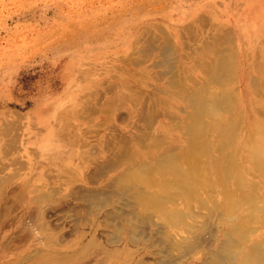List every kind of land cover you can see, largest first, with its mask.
Returning <instances> with one entry per match:
<instances>
[{
  "label": "bare ground",
  "instance_id": "6f19581e",
  "mask_svg": "<svg viewBox=\"0 0 264 264\" xmlns=\"http://www.w3.org/2000/svg\"><path fill=\"white\" fill-rule=\"evenodd\" d=\"M163 1L171 4L169 0L154 1V8L164 9L167 3ZM215 1L183 0L189 7L177 17L179 23L173 27L186 34L180 44L170 39L171 34L162 23L165 19L142 30L138 27L143 36L140 38L145 40L133 45L136 51L139 49V56L121 59L140 70H135L130 77L132 80L124 85L136 89L140 84L136 90L138 101H142L140 97L146 100L143 103L152 100L155 108L146 106L148 103L137 106L134 101L132 107L122 111L109 99L100 112V122L99 103H88L87 114L81 113L78 119L82 117L91 124L108 127L111 136L103 144L109 150L112 147V151L97 158L92 169L84 174L85 183L75 182L64 196H55L58 189L43 192L35 187L21 189L24 196L31 191L40 192L29 197L34 203L58 200L44 210L43 219L39 221L43 230L61 229L54 226L51 219L59 210L62 218L71 224L72 232L61 230L46 234L44 239L57 244L56 248L38 247L37 251L19 252L14 257L16 263L11 264H59L70 259L82 264L83 256L101 237L120 251L114 264H264V243L249 242L250 223L259 221L264 227V0H244L240 5L227 1V8L221 10L227 14L213 9ZM131 6L133 12L141 14L138 18L150 23L146 7ZM245 12L249 14L246 16ZM244 16L255 27L246 23V34L242 31ZM115 17L113 9L101 22L111 25ZM91 26L87 24L88 37L98 24ZM201 36L204 37L199 46L201 53L199 48L194 52L191 41ZM243 38L254 39L255 45L240 41ZM115 43H112L117 47L115 53L125 50ZM127 45L132 48L130 42ZM199 57L207 59L199 60ZM150 69V77L162 81V85H151L145 80L148 75L143 79L141 72ZM119 75L115 79H121ZM101 77V84L107 88L120 86L116 80L105 81L103 75ZM143 84L152 90L146 91ZM99 93H91L90 99L97 101ZM160 93L163 96H159ZM153 113L166 118L157 125L160 131L157 134L154 131L150 141L146 131L153 123ZM128 117L134 128L131 126L130 132H121L118 123H126ZM134 117L138 122L133 121ZM34 123L45 130L51 125V119H33ZM214 128L219 136L210 143V131ZM57 130L56 127L45 130L40 139L47 152H59L65 147L48 140V135ZM152 150L163 152L153 153ZM253 152L258 154L253 155ZM240 158L246 160L242 165L238 163ZM0 182V239L6 240L12 237L4 232L7 216L16 215L15 218L21 220L35 209L23 202L16 203L10 195L2 197L6 177L0 178ZM204 193L209 197H204ZM179 201L185 202L186 208L194 203L201 208L206 205L209 212L203 216L186 212L192 221L184 216L186 208L176 209V214L164 216L165 220L151 212L170 202L180 205ZM17 206L22 208L20 214L15 211ZM172 224H189L190 229L184 233L168 231ZM73 234L81 237L80 247L74 254L65 253L59 245ZM89 234L93 236L91 241L83 245ZM144 248H148L146 254ZM197 254L201 255V261L190 262ZM96 263L102 264V259L98 258Z\"/></svg>",
  "mask_w": 264,
  "mask_h": 264
},
{
  "label": "rangeland",
  "instance_id": "374dc122",
  "mask_svg": "<svg viewBox=\"0 0 264 264\" xmlns=\"http://www.w3.org/2000/svg\"><path fill=\"white\" fill-rule=\"evenodd\" d=\"M154 1L160 0H0V178L6 177L5 189L1 194L2 197L10 195L16 203L23 202L27 204V207L32 205L35 209L32 214L24 215L21 220H17L16 215L7 216L6 221L8 222L4 232L12 237L6 240L3 237L0 239V264L13 263L14 257L16 258L19 252L29 253L31 249L37 251L38 247L43 250L56 248L57 244L49 243L44 239L46 234L61 230L72 232L71 224L62 218L59 210L51 219L53 225L60 226L61 229L58 227L57 230H43L40 227L39 221L43 219L44 210L46 207L54 205V202L58 200L49 199L34 203L29 197L40 193L38 190L31 191L26 196L20 192L22 188L31 189L32 187L39 188L42 192L45 190L57 191L58 189L55 196H64L75 182L85 183L83 181L84 174L92 169L91 166L97 158H102L103 154L112 151V147L109 150L103 144V141L111 136V130L108 127L96 125L95 122L91 124L82 117L78 119L81 113L87 114L88 103L91 101L99 103L100 122L102 121L100 112L104 111V103L109 99L122 111L132 107L134 101L137 106L148 103L149 105L146 106L155 108L152 100L143 103L142 101L146 100L144 97H140L139 99L142 101H138L136 90L140 84H137L136 89L133 86L124 85L132 80L131 74L135 70L139 71L140 67H134L121 58L127 56H132L133 59L137 58L139 49L136 51L133 45H136V42L139 44L145 42L143 38H140L143 36L139 34L138 27L140 30L145 26L152 27L154 25L151 23L162 19H165L162 23L171 34L172 41L176 40L177 44L185 41L184 35L186 34H183V31H175L173 27L177 22V17L189 5H184L183 0H169L171 4L167 3L168 1L162 2L167 3L164 9H155ZM227 1H230L229 4L236 3V5L245 2L244 0H239L238 3L237 0H216L213 9L223 12L221 10L227 8ZM131 5L146 7L145 12H148L146 15L149 14L147 17H149L150 23L144 22L145 19L138 18L141 14L133 12ZM113 9L116 11L113 24L106 25L101 22L102 17ZM118 12L120 14L117 15ZM221 14L219 13V15ZM244 14L247 16L249 13L245 12ZM246 16H244V21L242 20V31L245 34L248 29L246 23L254 27V24L245 18ZM137 23L141 24V27ZM87 24L90 27L98 24L89 37L86 36ZM177 25L182 26L181 24ZM154 32L157 34L156 31ZM155 37L158 38V36ZM203 39L204 37L201 36L200 39L191 41L194 52L199 48L198 51L201 53L199 46L202 45L201 40ZM243 39L240 41L248 42L252 47L255 45L254 39L251 41L248 38ZM139 40L141 41L139 42ZM116 41L117 43H115ZM129 42L132 44L131 49L127 45ZM112 43L119 44V48L125 50L118 54L115 53L117 47ZM177 49L180 50V45ZM204 59L207 58L199 57V60ZM97 70H99V74L96 75ZM154 71L155 69H153ZM151 72V69L141 72L144 73L143 79H145L144 75H148L145 80H148L151 85H162V81L157 82L150 77ZM101 75L105 81L116 80L120 86L116 88L103 86ZM117 75L121 76V79H115ZM148 87L144 84L142 86L146 91L152 90L151 87ZM93 92H100L97 101L91 100L89 97ZM159 96H163V94L160 93ZM123 105L126 106V109ZM165 109L167 111V104ZM111 116L114 115L111 114ZM48 118L51 119V125L46 126L45 130L58 128L57 132L53 131L48 135V140L51 142L52 139L64 145L62 151L52 152L47 147L51 151L47 152L41 144L40 139L46 131L40 128L41 125L33 124V119ZM165 118L166 116L159 117L154 114L153 123L146 131L148 140L151 138L150 141H152L154 131H156L155 134L160 131L161 127H156L164 122ZM133 121L138 122L136 117L133 118ZM139 123L141 124V122ZM145 124L147 125V122ZM118 125L121 132H130L131 126H134L130 118L126 123L119 122ZM210 132L209 142L211 143L219 136V133L215 128ZM172 140L174 141V139ZM93 146L96 148L93 149ZM167 147L166 143L165 148ZM115 148L119 150L116 145ZM152 152L161 153L163 151L152 150ZM258 152L252 154L257 155ZM245 162L244 158L238 160L239 165ZM85 181L87 182V180ZM23 197L27 199L25 202L21 200ZM204 197H209V194L204 193ZM179 202L180 205L170 202L169 205L156 207L157 210L151 209V212L163 216L161 219L165 220L164 216L176 214V209L181 208L183 211L186 208L185 202ZM208 203L211 202L208 201ZM195 204L189 205V208L184 210V216L187 215L189 221H192L193 218L186 212L199 216L209 212L208 206L204 205L201 208L200 205ZM17 207L18 209L15 211L20 214L22 208ZM203 208L204 210H202ZM260 224L262 223L259 221L250 223L249 242L264 243V227ZM189 229V224H172L170 228H167L168 231L177 232L178 230L179 233L189 231ZM224 232L223 226L222 239L225 238ZM92 237L89 234L83 245L91 241ZM68 238L59 245V248L65 253L74 254L80 247L78 243L81 237L73 234ZM29 244L31 246L26 247ZM147 249H143L145 254ZM118 254L120 251L112 244L107 243L106 238L101 237L94 243V247L88 251L87 255L83 256L82 264H97L98 258L102 259V264H114ZM32 255L34 254H28V256ZM139 255L136 257H140ZM147 256L151 257V254H147ZM200 256L197 254L190 262L195 260L199 263ZM152 257L154 258L155 255ZM14 263L16 262L14 261ZM59 264H75V262L70 259Z\"/></svg>",
  "mask_w": 264,
  "mask_h": 264
}]
</instances>
